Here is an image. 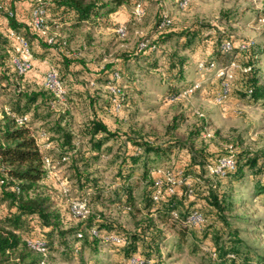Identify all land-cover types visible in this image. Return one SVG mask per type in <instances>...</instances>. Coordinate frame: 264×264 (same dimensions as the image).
<instances>
[{
	"label": "trees",
	"instance_id": "obj_1",
	"mask_svg": "<svg viewBox=\"0 0 264 264\" xmlns=\"http://www.w3.org/2000/svg\"><path fill=\"white\" fill-rule=\"evenodd\" d=\"M2 1L0 91L5 95L4 103L8 105V108L0 112V264H42L44 261L47 263L52 248L56 245L69 246V237L72 236L77 240L74 244L76 250L89 247L97 251L101 242L110 241V235L122 237L123 240L120 243L113 239L111 242L120 246L119 251L126 257L131 258L140 254L143 257V264H163L160 254L161 247L167 241L164 240L165 234L158 230L152 215L159 212H168L172 215L173 211H177L179 218L174 219L178 222L182 221L177 208L179 187H184V194H188L189 197L193 196L196 191L193 184L188 181L187 170L190 166L185 167L187 164L202 163V160H198L197 154L206 160H210V156L204 150L194 151L189 146L187 154L190 162L183 163L177 171L170 169L181 179L176 191L172 194L164 192L159 200H154L156 189L154 171L160 167L158 162L168 157L176 145H186V143H183L179 137L159 141L139 132L132 133L121 127L113 126L97 109L99 97L91 92L87 84L80 83L76 77L78 73L85 74L92 83L105 85L108 89V98L103 99L107 106L105 112H111L116 117L119 115L121 106L128 103L129 98L137 91L133 82L129 80L130 69H137V73L149 74L145 72V68L139 66L135 68L139 62L157 65V69L163 74V79L168 85L166 91L174 94L177 91L175 80H179L182 75L187 59L179 54L177 49H161V43L179 36L184 37L186 44H190L192 39L189 35L192 30L182 28L173 31H158L157 36L151 41L150 38L144 36L133 51L121 52L116 61L91 70L84 60L72 57L71 54L65 52L67 44L65 38L58 35L48 36L42 32L49 25L60 27L66 25L71 30H75L83 23H101L102 19L109 17L128 0ZM38 6L45 9V27L42 29H38L33 23V11ZM164 20L163 16L159 22V28L169 26V24H163ZM11 28L29 40L35 56L44 59L46 55H50L49 61L57 66L60 78L65 85L66 98L64 101L69 105H66L45 86V75L48 68L42 74L39 73L40 76L33 73L36 67L34 64L31 69L19 72L15 58L20 56V46L10 36ZM126 29L128 31L127 25ZM51 37L52 41H49ZM227 40L235 44L231 38L225 39L220 46H213L212 51H220L221 54L236 52L234 60L249 67L247 70H240L239 87L251 100L264 99V81L256 74L255 44L247 41V48L234 47L231 52H228L222 47L223 42ZM142 41L147 42L144 48H140ZM157 51H161L160 58L155 54ZM237 54H240V57ZM236 73L237 71L234 79L230 81V94L237 78ZM38 78L41 80L38 81ZM113 86L119 92H114ZM130 91H135V93H130ZM76 98L86 101L90 110L89 120L84 124L80 138L66 128L60 127V124L68 125L71 121L68 106L75 103ZM58 103L65 104V106L57 108ZM118 104L119 108H117ZM52 115L56 117L58 123L56 122L54 127H47ZM24 117H27L26 120L20 121ZM263 153L264 151L247 154L240 163L239 153L236 152L235 168H226L224 175L216 176L226 179L239 171L238 176L242 177L244 167L253 169L257 166V170L263 174L264 157L260 156ZM46 156L51 158L53 166L68 161L76 164L78 182L80 186L87 188L82 196L89 200L98 199L102 189L99 190L93 185L94 181L89 179L87 169L89 170L97 159H110V166L116 169L114 182L118 189L122 190L124 204L128 209L137 208L133 184L130 181L140 165L143 172L139 179L146 186L137 209L140 212H146L148 216L139 223L136 230L129 231L102 216L88 214L81 219L75 216L71 209H63L62 200L50 183L51 167L46 165ZM218 157H215L216 160ZM216 160L210 161L209 164ZM149 172L154 173L152 177ZM261 186V189H264V182ZM201 191V196L214 212L212 220H208L203 211L195 208V201L187 203L180 200L186 208H192L183 222L187 223L189 215L195 210L203 214L204 222L201 224H205L203 234H211L215 243V256L211 258L212 264H264L262 256H256L258 259L253 258L252 249L249 244L243 242L238 228H232L231 222L224 213L228 201L225 194L217 190L216 183H205ZM69 214L79 219V222L75 226L64 228V219ZM183 236H186V233H183ZM30 240L43 241L44 249L38 250L32 247L29 244Z\"/></svg>",
	"mask_w": 264,
	"mask_h": 264
},
{
	"label": "rangeland",
	"instance_id": "obj_2",
	"mask_svg": "<svg viewBox=\"0 0 264 264\" xmlns=\"http://www.w3.org/2000/svg\"><path fill=\"white\" fill-rule=\"evenodd\" d=\"M181 1L128 0L109 17L102 19L101 23H83L75 30L66 25H49L42 33L65 38V52L72 57L81 58L91 70H96L106 63L116 61L121 52L136 49L144 36L151 41L158 31L182 28L192 30L189 35L192 39L190 44H186L184 37L179 36L161 43V49H177L187 59L182 75L179 80H175L177 91L174 94L166 91L168 85L157 65L139 62L135 68H145V72L149 74L130 69L129 80L137 91L129 98L128 103L121 106L116 117L111 112H105L107 106L103 99L108 98L105 85L92 83L85 74L78 73L76 78L80 83L87 84L91 92L99 97L97 109L113 126L132 133L139 132L159 141L179 137L186 143L176 145L168 157L158 162V166H167L166 169L177 171L183 163L190 162L187 154L189 146L194 151L204 150L210 156V160H206L197 154L202 163L187 164L185 167L190 166L187 170L188 181L196 191L189 197L184 194L185 188L179 187L177 208L182 221H176L168 212L152 215L158 230L165 234L164 240L167 241L161 247L163 264H212L211 258L215 256L212 235L203 234L205 224L193 226L183 222L192 208H186L182 202L195 201V208L203 211L208 220H212L214 212L201 196L203 185L211 182L216 183L217 190L226 196L228 203L224 213L232 228H238L243 242L250 245L254 259H258L256 256L264 258V189H261L264 173L257 170L258 166L253 169L244 167L242 177L238 176V171L226 179H221L209 171V162L215 161L216 156H224L229 145L239 153L240 163L247 154L264 151V99L254 101L245 95L239 87L241 74L237 69L231 94L225 100L218 101L216 96L222 87V79L217 75L216 69L199 67L201 61H214L217 67H226L234 60L236 52L221 54L220 51H212L213 46H220L223 40L231 38L236 48L240 43L250 41L256 46V74L264 81V0H189L184 7L181 6ZM138 3L144 9L142 16L136 14ZM163 16L170 18L171 23L162 29L158 25ZM120 23L127 25L125 36H120L117 32ZM155 54L158 58L162 55L161 51ZM237 55L240 57V54ZM234 77L235 75L232 79ZM196 83H199V88L185 93V90ZM76 99L75 103L68 106L71 121L68 125L60 124V127L80 138L83 126L89 120L90 110L86 101ZM5 100L4 93L0 91V112L8 107ZM64 106L65 104H57V108ZM56 122V117L52 115L47 127L56 126ZM260 156L264 157V153ZM109 160L97 159L87 169L89 179L94 181L93 185L99 190L102 189L101 196L98 199L87 198V212L77 217L82 219L88 214L102 216L126 230L134 231L148 216L146 212L137 209L146 186L139 179L143 169L139 165L130 181L133 184L137 208L128 209L124 204L122 190L114 182L116 169L110 166ZM77 166L81 168L80 165ZM75 168L73 161L51 167L50 183L58 192L63 209H71L73 201L79 202L87 189L80 186ZM149 174L152 177L154 173ZM63 186L67 192L63 190ZM78 222L79 219L69 214L64 219V228L75 226ZM109 239L108 242H101L98 250L93 251L89 247L76 250V238L69 237V246H54L46 264H132L133 257L143 259L140 254L126 257L119 251L120 246L114 245L112 239Z\"/></svg>",
	"mask_w": 264,
	"mask_h": 264
},
{
	"label": "built area",
	"instance_id": "obj_3",
	"mask_svg": "<svg viewBox=\"0 0 264 264\" xmlns=\"http://www.w3.org/2000/svg\"><path fill=\"white\" fill-rule=\"evenodd\" d=\"M188 1L189 0H182L181 6L183 7L186 6L188 4ZM2 8H3V1L0 0V11L2 10ZM136 14L138 16H142V14H144V9L142 8L141 3H138L136 6ZM44 22H45V9L41 6H38L33 11V23L38 29H42L45 27ZM170 23H171V19L165 16V20L163 24L168 25ZM117 32L121 36H125L127 32L126 24L120 23L117 28ZM9 34L12 38H14L19 43V46H20V56L15 58V63H16V66L19 72H25L31 69L33 66L34 55H33L29 40L23 34L17 32L15 29H12V28L9 30ZM49 41H52V37L49 39ZM146 44L147 42L142 41L140 43V48H144ZM247 46H248L247 42H242L239 44L238 47L240 49H245L247 48ZM222 47L225 51L231 52L234 49L235 44H233L231 40H227L223 42ZM199 67L216 69L217 75L220 78H222V87L216 96V99L218 101H223L230 95V81L232 80L234 76V71L236 69L238 70L249 69V67L247 68L246 66H244L237 60H232L231 63L226 67H217L214 61H210L208 63H206L205 61H201L199 62ZM45 86L49 88L50 90H52L59 99L63 101L65 100L66 98L65 85L60 78L59 70L57 66L52 63H49V66H48V69L45 75ZM199 86H200L199 83H196L192 88L185 90V93L194 91L195 89L199 88ZM112 90L114 92H119V90H117L114 86L112 87ZM117 108H119V104ZM26 118L27 117H24V119L20 121H24L26 120ZM228 147L229 148L227 149V152L225 153L224 156L218 158L216 162L209 164L210 174L224 175L226 168H229V169L235 168L236 150L232 145H229ZM45 161L48 167L53 166L50 157L46 156ZM154 172L156 174L155 175L156 189L154 192V200H159L163 196L164 192L168 194H172L176 191V187L180 183L181 179L180 177H177L172 170L159 167ZM17 189L20 190V188H17ZM63 190L67 192L65 186H63ZM79 200H80L79 202L73 201V203L71 204V210L75 216L83 215L84 213L87 212L86 211V204L88 201L87 197H82ZM172 217L175 219L179 218V213L177 211H173ZM186 222L190 225L198 226L204 222V216L200 211L195 210L189 215ZM94 233L96 234L97 232L94 230ZM109 237L119 243L122 242L123 240L122 237L118 235H110ZM29 244H31L32 247L38 250L44 249L43 248L44 242L41 240H33V241L30 240ZM131 262L132 264H143V261L139 257H133ZM42 264H46L45 261L42 262Z\"/></svg>",
	"mask_w": 264,
	"mask_h": 264
},
{
	"label": "crops",
	"instance_id": "obj_4",
	"mask_svg": "<svg viewBox=\"0 0 264 264\" xmlns=\"http://www.w3.org/2000/svg\"><path fill=\"white\" fill-rule=\"evenodd\" d=\"M34 55V54H33ZM46 58H41V57H38V56H35L34 55V58H33V64L36 66V67H34V74L36 73L37 75L39 74V73H43L44 72V70H46L47 68H48V66H49V63H51L50 61H49V59H51V57H50V55H46L45 56ZM39 76H40V74H39ZM43 78V77H42ZM38 81L39 80H41V79H37ZM43 80V79H42ZM8 108V107H7Z\"/></svg>",
	"mask_w": 264,
	"mask_h": 264
}]
</instances>
